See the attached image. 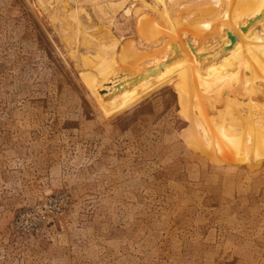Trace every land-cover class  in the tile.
I'll return each mask as SVG.
<instances>
[{
  "label": "rangeland",
  "instance_id": "374dc122",
  "mask_svg": "<svg viewBox=\"0 0 264 264\" xmlns=\"http://www.w3.org/2000/svg\"><path fill=\"white\" fill-rule=\"evenodd\" d=\"M36 1L0 0V264H264V0L178 41Z\"/></svg>",
  "mask_w": 264,
  "mask_h": 264
},
{
  "label": "bare ground",
  "instance_id": "6f19581e",
  "mask_svg": "<svg viewBox=\"0 0 264 264\" xmlns=\"http://www.w3.org/2000/svg\"><path fill=\"white\" fill-rule=\"evenodd\" d=\"M52 1V0H51ZM57 1V0H56ZM54 2V0H53V2L56 4L57 2ZM59 1V0H58ZM83 1V0H82ZM91 1H93V0H91ZM102 1H103V4H102ZM127 1V0H126ZM126 1H124V0H94V4L96 5V9L98 8L99 9V11L101 12V14H100V12L98 11L97 13H99L100 15H106L107 17H108V15H109V13L110 14H115L116 13V11L115 10H118V9H116V7L117 8H119V6H121L122 4H123V2H126ZM142 2H144L145 3V5L146 4H148V7H149V5H151L150 6V9L152 10V11H154V12H156L157 13V17L159 16V17H162L164 20H165V22H167V24H168V26H170L171 28V31H172V33L174 34V39L175 40H186V39H189V38H191V37H193L194 35L193 34H189V33H187L186 31H184V27L183 26H185V25H182L183 23L185 24L186 22L188 23V21H186V20H188L187 18H189V16H184L183 15V12H182V8H186V7H193V8H198V10H200V12H201V14H200V17H206V18H204V19H200V20H191V19H189V23L192 25V26H194L195 27V30H196V33L198 32V30H203V29H205L206 27H207V25H211V24H213V22H214V20L215 19H217V18H220V17H222L224 14H228L229 12H231L234 8H236V6H238V5H240V4H243V3H245L247 0H152V2H150V3H147L145 0H141ZM36 2H42V0H37ZM59 2H61V1H59ZM58 2V3H59ZM63 2H64V0H63ZM62 2V3H63ZM70 2H71V0H70ZM141 2V3H142ZM45 3H46V1H45ZM52 3V2H51ZM67 3V2H66ZM78 3V2H77ZM76 3V4H77ZM81 3V2H80ZM85 3H87L86 1L84 2V4ZM89 3V2H88ZM143 3V4H144ZM40 4V3H39ZM64 4H65V2L63 3V6L61 5V7H64ZM74 4H75V2H74ZM91 4H93V3H91ZM135 4V3H134ZM140 4V3H139ZM41 5H42V3H41ZM51 5V4H50ZM71 5V4H70ZM79 5V4H78ZM90 5V4H89ZM95 5L94 6H89V7H94L95 8ZM127 5V4H126ZM125 5V6H126ZM55 6V5H54ZM132 6V5H131ZM140 6H142V5H140ZM144 6V5H143ZM142 6V7H143ZM45 7V6H44ZM47 7V6H46ZM135 7V6H134ZM40 8V7H39ZM49 8V7H48ZM56 8V7H55ZM65 8V7H64ZM64 8H60V9H64ZM82 8V7H81ZM133 8V7H132ZM131 8V9H132ZM135 8H139V7H135ZM144 8V7H143ZM56 9H58V8H56ZM67 9H68V7H67ZM69 9H72V6H71V8H69ZM68 9V10H69ZM74 9H75V5H74V8H73V10L72 11H74ZM124 9V8H123ZM142 9V8H141ZM146 9V8H145ZM47 10V9H46ZM91 10V9H90ZM94 10V9H93ZM144 10V9H143ZM185 10V9H184ZM62 11H64V10H62ZM70 11V10H69ZM109 13H108V12ZM123 11V10H122ZM125 11V10H124ZM124 11H123V13H124ZM129 11V9H126V12H128ZM132 11V10H131ZM66 12V11H65ZM65 12H62V16H66L67 14H65ZM75 12V11H74ZM78 12H83L82 10L81 11H78V7H77V14H79ZM124 13V14H127V13ZM142 12L143 11H141L140 13L142 14ZM54 13V12H53ZM58 13V11L56 12V14ZM67 13H69V12H67ZM93 13V12H92ZM139 13V14H140ZM188 13V12H187ZM70 14V15H69ZM68 14V17L66 18L67 20H69V18H71V21L73 22V23H70L69 25H70V30L72 29L73 31H72V37L74 36L75 37V40H76V36H82L84 39H86V40H89L88 39V34H90V32H92V31H90V32H88L87 33V31L89 30H87L84 26H82V22H80V19H78L77 18V14L76 13H72L71 14V12ZM85 14H86V12H85ZM84 14V12H83V15H85ZM113 14V15H114ZM140 14V15H141ZM60 15V14H59ZM113 15H111V16H113ZM128 15H129V13H128ZM190 15V14H189ZM195 15H196V13H195ZM79 16V15H78ZM86 16V15H85ZM120 16H122V18H123V15H120ZM142 16V15H141ZM147 16V15H146ZM155 16V15H154ZM57 17H59V16H57ZM80 17H81V15H80ZM88 17V16H87ZM94 17H95V15H94ZM137 17H138V15H137ZM149 17V16H148ZM196 17V16H195ZM60 18H61V20H63V19H65V17L64 18H62L61 16H60ZM60 18H59V20H60ZM97 18V17H96ZM96 18H94V19H96ZM128 18V17H127ZM144 18V17H143ZM150 18L152 19V18H154V17H151L150 16ZM57 19V18H56ZM84 19H85V17H84ZM93 19V20H94ZM102 19V18H101ZM126 19V18H125ZM145 19V18H144ZM66 20V21H67ZM114 20H115V18H114ZM132 20V19H131ZM134 20V19H133ZM136 20V19H135ZM139 20V19H138ZM146 20V19H145ZM70 21V22H71ZM89 21V20H88ZM88 21H86V22H88ZM96 21V20H95ZM94 21V22H95ZM113 21V20H112ZM183 21H185V22H183ZM59 22V21H58ZM57 22V23H58ZM61 23H62V21H60ZM59 22V23H60ZM94 22H92V23H94ZM99 22H100V19H99ZM146 22V21H145ZM149 22V21H148ZM115 23V22H114ZM116 23H117V21H116ZM140 23H141V21H140ZM140 23H137V24H139L140 25ZM142 23H144V22H142ZM159 23H161V25H162V22L160 21ZM158 23V24H159ZM176 23L178 24V25H176ZM95 24V23H94ZM96 24H97V26H98V23H97V21H96ZM110 24V23H109ZM131 24V23H130ZM58 25V24H57ZM67 25V24H66ZM86 25V24H85ZM190 25V26H191ZM101 26V25H100ZM158 26V25H157ZM159 26H160V24H159ZM174 26H177V27H174ZM179 26V27H178ZM191 26V27H192ZM63 27V26H62ZM88 27V26H87ZM94 27H96V26H94ZM93 27V29H95ZM102 27V30H103V26H101ZM107 27V26H106ZM117 27V26H116ZM155 27V26H154ZM153 27V28H154ZM173 27H174V29H173ZM58 28H59V26H58ZM57 28V29H58ZM97 28V27H96ZM114 28H115V26H114ZM159 28V27H158ZM157 28V29H158ZM187 28V27H186ZM62 29V28H61ZM60 29V30H61ZM63 29H64V27H63ZM99 29V28H98ZM108 33H109V36H110V41L109 42H112V41H117L118 40V38L117 37H115L114 35H112L113 33H111V30L109 29V27L108 28H104ZM161 29V28H160ZM164 29V28H163ZM189 29H190V31L191 30H193V29H191L190 27H189ZM59 30V29H58ZM59 30V31H60ZM87 30V31H86ZM100 30V29H99ZM98 30V31H99ZM105 30H103V31H105ZM155 30V29H154ZM159 30V29H158ZM178 30H183V31H178ZM64 31V30H63ZM127 30H125V32H126ZM157 31V30H156ZM61 32H62V30H61ZM65 32V34H66V31H64ZM67 32H69V31H67ZM94 32V31H93ZM93 32L91 33V34H93ZM99 32H101V31H99ZM98 32V33H99ZM158 33H159V31H157ZM188 32H189V30H188ZM70 33V32H69ZM102 33V32H101ZM124 33V32H123ZM157 33V34H158ZM160 33H161V31H160ZM159 33V34H160ZM163 33V32H162ZM193 33L195 34V31H193ZM61 34H64V33H61ZM96 34H97V32L95 33V36H96ZM156 34V35H157ZM108 35V34H107ZM162 34H160V36H161ZM167 35V34H166ZM65 36V35H64ZM101 36H103V33H102V35ZM106 36V35H105ZM118 36V35H117ZM67 37V36H66ZM72 37H71V39H72ZM91 38V40H92V36H90ZM159 37V36H158ZM157 37V38H158ZM163 38H164V36H162ZM171 37V36H170ZM81 38V37H80ZM93 38H95L94 36H93ZM162 38V39H163ZM179 38V39H178ZM64 39V38H63ZM82 39V38H81ZM97 39H98V36H97ZM105 39H107V38H105ZM66 40V39H65ZM85 40V43L87 42L88 43V41H86ZM101 40V39H100ZM103 40V39H102ZM71 41V40H70ZM77 41V40H76ZM78 41H80V39L78 40ZM93 41V40H92ZM94 41H95V39H94ZM162 41V40H161ZM164 41V40H163ZM67 41H65V43H66ZM72 42V41H71ZM74 42V41H73ZM73 42L71 43V45L73 44ZM90 42V41H89ZM107 43H108V41H106ZM105 42V43H106ZM176 42V41H175ZM80 43V42H79ZM165 43V42H164ZM90 44V43H89ZM95 44V43H94ZM97 45H98V48H99V46L101 45V44H103L102 42H98V43H96ZM74 45V44H73ZM76 47H77V44H76ZM86 47H88V50L89 49H91V47L89 48V45L88 46H86ZM73 48V47H72ZM85 48V47H84ZM93 48V47H92ZM96 48V47H95ZM81 49V48H80ZM70 50V49H69ZM73 50V49H72ZM75 50V49H74ZM84 50H86V49H84ZM92 50H94V49H92ZM78 51V50H77ZM76 51V52H77ZM83 51V50H82ZM83 52H85V51H83ZM79 53V52H78Z\"/></svg>",
  "mask_w": 264,
  "mask_h": 264
}]
</instances>
